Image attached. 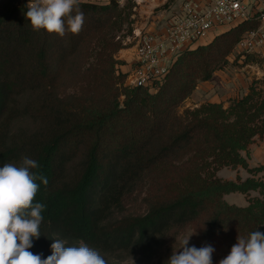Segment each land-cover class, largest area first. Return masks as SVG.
Here are the masks:
<instances>
[{
    "label": "trees",
    "instance_id": "16d2710c",
    "mask_svg": "<svg viewBox=\"0 0 264 264\" xmlns=\"http://www.w3.org/2000/svg\"><path fill=\"white\" fill-rule=\"evenodd\" d=\"M79 10L82 31L61 38L33 31L21 0L0 2V167L28 156L40 165L33 171L48 179L47 186L37 181L34 202L46 207L29 251L46 258L61 239L66 246L82 241L107 264H168L182 250L163 249L169 234L188 227L193 246L211 245L212 264H219L238 235L264 233V182L254 177L264 165L249 168L239 153L256 130L241 120L219 121L221 104L198 109L206 115L178 108L228 64L257 23L244 21L184 51L151 93L125 86L118 69L116 34L125 20L118 3L79 0ZM250 55L239 57L247 62ZM250 100L236 110L253 108ZM237 165L250 176L233 181L205 172L186 181L192 171ZM141 183L144 210L127 213L124 200ZM250 191L262 197L245 206L223 199Z\"/></svg>",
    "mask_w": 264,
    "mask_h": 264
},
{
    "label": "clouds",
    "instance_id": "9594fccd",
    "mask_svg": "<svg viewBox=\"0 0 264 264\" xmlns=\"http://www.w3.org/2000/svg\"><path fill=\"white\" fill-rule=\"evenodd\" d=\"M26 8L24 16L33 31L43 29L61 38L82 31L85 17L79 0H28ZM39 167L38 161L28 156L19 165L5 163L0 167V264H107L99 251L82 241L78 246H66L65 240L54 239L51 255L46 258L29 251L33 240L41 236L46 207L34 202L40 188L37 181L48 184L46 176L33 171ZM189 237L182 250L172 253L168 264H212L215 249L211 245L189 247ZM219 264H264V233L253 231L247 238L238 235Z\"/></svg>",
    "mask_w": 264,
    "mask_h": 264
},
{
    "label": "rangeland",
    "instance_id": "374dc122",
    "mask_svg": "<svg viewBox=\"0 0 264 264\" xmlns=\"http://www.w3.org/2000/svg\"><path fill=\"white\" fill-rule=\"evenodd\" d=\"M2 1L4 0H0V2ZM115 1L122 9V15L125 17L121 28L116 34V39L121 42L122 48L115 54L116 59L123 61V58L129 59L130 55L127 52L131 54L137 35L145 31L156 32L161 30L175 14L181 0ZM118 69L120 70L121 67H118ZM250 95L251 100L248 103L254 104V107L244 112L236 110L237 103ZM211 103L221 104L222 113H219V115L218 113H214L219 121L231 123L241 120L242 127H251L256 130V134L252 136L246 149L239 152L246 159L249 156V145L256 140H264V52L251 54L247 62L243 58H240L237 52H232L228 64L221 70L215 71L209 80L199 82L192 94L180 105L178 111L183 112L188 109L189 111L196 112L198 115H206V108L199 111L198 109ZM235 110L240 112L234 113ZM238 117L241 119H238ZM238 168L241 167L239 165L235 167L222 166L216 168V171H192L191 174H188L189 176L186 178V181H190L191 178L197 180L198 177H203L205 172L214 174L215 177L222 180L234 181L237 177L242 180V175H245V171L241 169L238 171ZM172 170L174 169H169V171ZM144 195L145 185L141 183L124 200L126 212H142L145 206L143 202ZM261 197L258 191H250L246 195L238 192L225 194L223 199L228 204L245 206L249 199ZM188 237V246L191 247L194 243L190 228L187 227L179 230V232H172L168 236L170 238L169 241H171L167 242L163 249H178ZM169 243L170 246H168Z\"/></svg>",
    "mask_w": 264,
    "mask_h": 264
},
{
    "label": "built area",
    "instance_id": "2783aa9c",
    "mask_svg": "<svg viewBox=\"0 0 264 264\" xmlns=\"http://www.w3.org/2000/svg\"><path fill=\"white\" fill-rule=\"evenodd\" d=\"M27 5L28 0H21ZM27 9V8H26ZM255 21L233 52L241 57L264 47V0H181L175 14L156 32L139 33L128 58L124 85L154 93L177 58L244 21ZM120 67V66H119Z\"/></svg>",
    "mask_w": 264,
    "mask_h": 264
},
{
    "label": "crops",
    "instance_id": "0c3cea01",
    "mask_svg": "<svg viewBox=\"0 0 264 264\" xmlns=\"http://www.w3.org/2000/svg\"><path fill=\"white\" fill-rule=\"evenodd\" d=\"M260 51H261V53L264 52V47L261 48ZM127 54L131 55L130 52L129 53L127 52ZM121 59H122V57H121ZM122 60H124V58ZM120 67H121V70L124 71L127 69L128 66L125 64V62H123V64L120 65ZM248 152H249V154H248L249 156L246 157V162H247L249 168L264 165V140H262V141L256 140L253 143H251L248 147ZM240 169L242 171H245V175H242L243 176L242 180H244L245 178L250 176V174H248L246 172V170L243 168H238L237 170L239 171ZM254 177H256V178L259 177L264 182V170L262 172L257 173Z\"/></svg>",
    "mask_w": 264,
    "mask_h": 264
}]
</instances>
